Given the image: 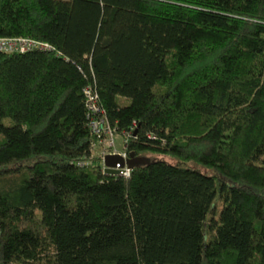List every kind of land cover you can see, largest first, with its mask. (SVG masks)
<instances>
[{
  "label": "trees",
  "instance_id": "16d2710c",
  "mask_svg": "<svg viewBox=\"0 0 264 264\" xmlns=\"http://www.w3.org/2000/svg\"><path fill=\"white\" fill-rule=\"evenodd\" d=\"M18 36L51 49L0 51V264H264V0H0Z\"/></svg>",
  "mask_w": 264,
  "mask_h": 264
},
{
  "label": "built area",
  "instance_id": "2783aa9c",
  "mask_svg": "<svg viewBox=\"0 0 264 264\" xmlns=\"http://www.w3.org/2000/svg\"><path fill=\"white\" fill-rule=\"evenodd\" d=\"M50 49L51 47L48 43L29 37H0V51L24 52L33 50L46 51ZM83 91L87 107L88 126L96 137V139L91 142L90 152L92 153V146L96 145V147H100L97 154L100 155L102 163L101 170L103 173H107L105 172L106 165L104 164L103 160L104 156L107 153L120 154L123 158V162H117L115 166H113V168H116L118 171L117 173L111 175L127 177L130 174L132 168V166H129L126 163V160L128 158L126 147L129 132L124 131L121 133V148H117L115 138L118 134L114 131V128L109 123L105 110L99 103L98 93L96 89L91 84H88L83 88Z\"/></svg>",
  "mask_w": 264,
  "mask_h": 264
},
{
  "label": "water",
  "instance_id": "95a60500",
  "mask_svg": "<svg viewBox=\"0 0 264 264\" xmlns=\"http://www.w3.org/2000/svg\"><path fill=\"white\" fill-rule=\"evenodd\" d=\"M103 160H104V164L106 165L105 166V172H107L108 174L117 173L118 170L116 168H113V166H115V164L117 162H120V163L123 162V158L118 153H107L104 156ZM140 161H141V157L140 158L139 157H133V153L130 152L128 155V158L126 160V163L129 166H132L133 164L140 162Z\"/></svg>",
  "mask_w": 264,
  "mask_h": 264
},
{
  "label": "rangeland",
  "instance_id": "374dc122",
  "mask_svg": "<svg viewBox=\"0 0 264 264\" xmlns=\"http://www.w3.org/2000/svg\"><path fill=\"white\" fill-rule=\"evenodd\" d=\"M118 135H116V138H115V143H116V145H117V148H121L120 147V142H121V138H120V135H121V133L119 134V133H117ZM122 136V135H121ZM102 147V146H101ZM99 148L100 147H96V145H94V146H92V154L94 155V154H97V152L99 151ZM166 158L167 159H169V160H173L172 158H170V157H167L166 156ZM188 164H191L192 166H197V165H195L193 162H188ZM199 167V166H198ZM201 169H204L203 167H200Z\"/></svg>",
  "mask_w": 264,
  "mask_h": 264
}]
</instances>
